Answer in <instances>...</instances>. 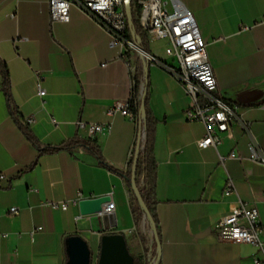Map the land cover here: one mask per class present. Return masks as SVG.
Segmentation results:
<instances>
[{
  "label": "crops",
  "instance_id": "obj_1",
  "mask_svg": "<svg viewBox=\"0 0 264 264\" xmlns=\"http://www.w3.org/2000/svg\"><path fill=\"white\" fill-rule=\"evenodd\" d=\"M181 1L208 44L217 93L237 106L238 117L217 147H199L206 129L185 118L191 99L165 67L149 64V104L160 121L155 142L160 264H253L257 247L222 241L215 227L240 199L258 209L264 240V165L250 157L252 142L264 150V0ZM146 39L149 52L171 61L165 40ZM0 58L9 70L14 107L12 113L0 72V173L7 177L0 179V264H69L73 235L88 242L97 264L101 237L113 232L125 234L130 252L144 264L151 232L142 234L143 213L128 181L84 148L39 154L19 126L31 117L27 127L42 145L54 146L80 136L79 121L108 124L92 140L108 164L126 172L138 119L107 110L118 101L129 103L136 76L141 85L144 81V62L111 47L108 32L76 6L68 21L53 20L49 0H0ZM40 81L44 97L38 95ZM232 152L239 157H228ZM221 156L227 157L224 163ZM228 177L237 194H224ZM79 194L80 200L109 196L117 225L106 216H82L78 205L67 210L45 205ZM37 227L43 229L32 237ZM135 233L143 237L134 240Z\"/></svg>",
  "mask_w": 264,
  "mask_h": 264
},
{
  "label": "built area",
  "instance_id": "obj_2",
  "mask_svg": "<svg viewBox=\"0 0 264 264\" xmlns=\"http://www.w3.org/2000/svg\"><path fill=\"white\" fill-rule=\"evenodd\" d=\"M125 2L126 0H49L53 20L68 21L71 7L76 6L108 32L110 46L121 47L124 57L132 58L137 55L144 62V67L147 63L157 64L172 73L192 101L184 110L185 118L188 121H200L205 126L206 133L198 141L199 147H217L223 134L230 130L232 120L238 117L237 106L217 93L218 81L208 57V44L200 33L194 13L181 0H130L131 10L132 4L140 7L141 28L137 30L136 27L131 29L129 26ZM247 28L246 26L245 29ZM142 35L149 41L165 40L167 43L165 52L171 61L166 63L142 48ZM38 95L41 97L46 95L41 81L38 83ZM107 113L134 116L129 103L121 101L111 105ZM145 117L146 114L142 110V118ZM32 121L31 117L24 119V126H28ZM78 128L82 138L92 139L108 131L110 125L79 121ZM250 151L251 159L264 165V150L256 142L250 144ZM228 157L239 156L232 152ZM226 158L221 156V162L224 163ZM6 178L4 173H0V179ZM141 181L144 184L143 177ZM224 194L226 196L237 194L231 177L226 181ZM80 198L81 194L73 200L49 202L45 205L67 210L71 205H78ZM10 210L14 212L17 207H11ZM115 211L116 204L110 200L96 215L109 218L115 215ZM148 228L151 232L149 225ZM42 229L43 227L35 228L31 236ZM261 233L258 209L248 207L240 199L215 227V234L222 241L246 243L257 247L259 256L254 259L253 264H264V240ZM145 247L144 264H157V247L152 235L146 241Z\"/></svg>",
  "mask_w": 264,
  "mask_h": 264
},
{
  "label": "trees",
  "instance_id": "obj_3",
  "mask_svg": "<svg viewBox=\"0 0 264 264\" xmlns=\"http://www.w3.org/2000/svg\"><path fill=\"white\" fill-rule=\"evenodd\" d=\"M139 15H140V7L135 6L132 4V19L133 23L137 30H139L140 23H139ZM142 47L149 51L147 39L145 35H142ZM149 69V64L147 65ZM0 72L2 74V85L4 92L6 94V98L8 101V105L14 113L13 107V98L11 94V80L10 74L7 65L2 61L0 58ZM147 86V92L142 97L141 96V81L136 76V87L135 92L132 98L129 101L130 111L133 113L135 117L138 119L139 129H138V136L134 146L133 156L129 163V167L126 172L121 171L110 164L107 163L106 159L103 156L101 147L98 143L92 139L82 138L79 135H75L74 137L68 139L67 141L59 144V145H42L34 133L23 124L19 123L20 128L27 136V138L34 144L38 150L39 154L44 153H51L57 152L61 150H73L76 148H84L86 151L90 152L98 159L99 164L102 167L109 169L110 171L124 177L131 186L132 176H133V166L135 162V157L137 153V148L141 145V149L139 152L137 169H136V183L141 191V198L145 202L148 211L152 215L157 231V239L154 236L156 247L158 244L162 242V233L160 227V221L157 214V204L158 199L156 195L157 190V182H158V162L155 155V142H156V135H157V128L160 121L154 115L149 101H150V92H149V81H148V70L145 71V78L143 81ZM144 104V112L146 114L145 119L142 118V105ZM145 126L146 129V137L145 139L142 138V128ZM35 165V164H34ZM142 177L144 178V184H142ZM134 194V193H133ZM134 199L136 200L135 196ZM137 201V200H136ZM137 206L140 210H142L137 202ZM143 213V211H142ZM140 217H136V225L138 229L140 228ZM135 257V264H140L138 257Z\"/></svg>",
  "mask_w": 264,
  "mask_h": 264
},
{
  "label": "water",
  "instance_id": "obj_4",
  "mask_svg": "<svg viewBox=\"0 0 264 264\" xmlns=\"http://www.w3.org/2000/svg\"><path fill=\"white\" fill-rule=\"evenodd\" d=\"M126 13L128 17V23L131 29L135 27L132 19V10L130 0L125 2ZM142 47V45H141ZM143 48V47H142ZM148 63L144 67V71H147ZM147 92V86L143 82L141 85V96L143 97ZM142 110H144V104L142 105ZM146 137L145 126L142 128V138ZM141 145L137 148V153L135 157V162L133 166V176L131 187L134 196L143 211L144 222L150 226L151 235L157 239V231L154 219L147 209V206L143 199L141 198V191L136 183V169L138 163L139 152ZM111 199L109 196L95 197V198H85L78 202V207L80 214L82 216H92L98 214L105 203L109 202ZM110 224L112 227L117 225L115 215L109 217ZM70 255L69 264H92V251L88 242L82 238L80 235H73L69 239ZM160 253L161 244L157 247V264H160ZM97 264H135V257L130 252L128 247L127 239L124 233L113 232L103 234L101 237L100 252L97 259Z\"/></svg>",
  "mask_w": 264,
  "mask_h": 264
},
{
  "label": "rangeland",
  "instance_id": "obj_5",
  "mask_svg": "<svg viewBox=\"0 0 264 264\" xmlns=\"http://www.w3.org/2000/svg\"><path fill=\"white\" fill-rule=\"evenodd\" d=\"M138 57V56H137ZM138 59H139V62L141 63L142 62V60H141V58L140 57H138ZM142 225H143V236H146V231L149 229L148 228V224H147V222H144V215H143V221H142ZM141 234L139 235L138 233H135V237H134V240H136V239H138L139 237H143ZM130 243H131V245H132V247H133V244H134V241L132 240V239H130Z\"/></svg>",
  "mask_w": 264,
  "mask_h": 264
}]
</instances>
